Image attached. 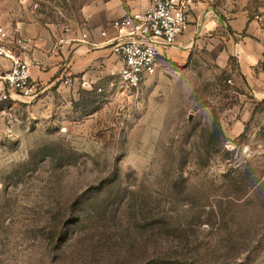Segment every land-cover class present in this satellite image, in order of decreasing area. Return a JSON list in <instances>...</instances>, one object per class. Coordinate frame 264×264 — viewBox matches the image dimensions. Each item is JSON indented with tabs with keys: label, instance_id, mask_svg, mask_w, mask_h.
Returning a JSON list of instances; mask_svg holds the SVG:
<instances>
[{
	"label": "rangeland",
	"instance_id": "obj_1",
	"mask_svg": "<svg viewBox=\"0 0 264 264\" xmlns=\"http://www.w3.org/2000/svg\"><path fill=\"white\" fill-rule=\"evenodd\" d=\"M96 1L0 13L66 33ZM196 4L139 89L63 79L0 108V264H264V96L233 53L250 25L264 42V0Z\"/></svg>",
	"mask_w": 264,
	"mask_h": 264
},
{
	"label": "built area",
	"instance_id": "obj_2",
	"mask_svg": "<svg viewBox=\"0 0 264 264\" xmlns=\"http://www.w3.org/2000/svg\"><path fill=\"white\" fill-rule=\"evenodd\" d=\"M147 1L145 11L114 19L110 23L114 35L106 41L123 63L117 77L120 86L129 91L139 89L155 76L166 51L190 29L191 14L197 9L196 0ZM66 33L74 36L71 43H90V32L84 26ZM100 37H107V32H101ZM32 48V39L17 25L7 23L0 13V59L8 63L7 68H0V108L38 97L39 87L27 61ZM64 84L88 86L86 81L72 77L64 79Z\"/></svg>",
	"mask_w": 264,
	"mask_h": 264
},
{
	"label": "crops",
	"instance_id": "obj_3",
	"mask_svg": "<svg viewBox=\"0 0 264 264\" xmlns=\"http://www.w3.org/2000/svg\"><path fill=\"white\" fill-rule=\"evenodd\" d=\"M148 5L147 0H97L84 5L81 15L84 27L90 32V43H71L74 37L72 34L54 32L51 28L46 30L35 23L17 21L13 24L33 41L27 61L39 89L45 83L51 87L67 77L84 80L91 86L102 77L118 75L123 63L112 54L110 45L106 43L114 35L110 23L131 13L145 11ZM252 27L250 25L246 36L241 38L233 53L238 59L239 71L247 88L263 97L264 70L256 72V66L262 60L264 42L252 38ZM189 30L178 38L176 48L184 39L191 37L192 32ZM101 32H107V37H100ZM7 67L8 63L0 59V68Z\"/></svg>",
	"mask_w": 264,
	"mask_h": 264
}]
</instances>
